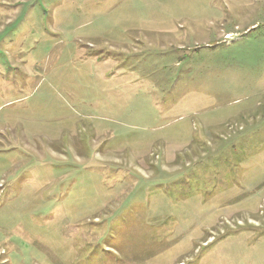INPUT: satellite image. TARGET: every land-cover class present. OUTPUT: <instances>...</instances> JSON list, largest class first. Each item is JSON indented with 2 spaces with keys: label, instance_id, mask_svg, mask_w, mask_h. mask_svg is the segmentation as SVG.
<instances>
[{
  "label": "rangeland",
  "instance_id": "1",
  "mask_svg": "<svg viewBox=\"0 0 264 264\" xmlns=\"http://www.w3.org/2000/svg\"><path fill=\"white\" fill-rule=\"evenodd\" d=\"M0 264H264V0H0Z\"/></svg>",
  "mask_w": 264,
  "mask_h": 264
}]
</instances>
